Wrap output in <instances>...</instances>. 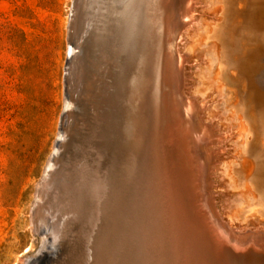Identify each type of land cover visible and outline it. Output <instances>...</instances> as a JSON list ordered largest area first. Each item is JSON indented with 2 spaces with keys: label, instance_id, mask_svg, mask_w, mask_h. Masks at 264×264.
Wrapping results in <instances>:
<instances>
[{
  "label": "rangeland",
  "instance_id": "rangeland-1",
  "mask_svg": "<svg viewBox=\"0 0 264 264\" xmlns=\"http://www.w3.org/2000/svg\"><path fill=\"white\" fill-rule=\"evenodd\" d=\"M73 1L0 0V264H18L21 256L43 263L35 257L41 236L32 229L31 210L59 138ZM157 1L82 0L75 15L84 49L75 54L70 107L78 118L88 111L84 122L91 128L84 144L64 148L54 169L42 229L56 241L52 261L43 264H154L155 242L171 232L157 190L165 194L176 183L167 173L187 163L177 152L162 162L154 155L168 97L158 95ZM199 2L191 28L183 10L175 12L172 55L180 78L185 73L179 88L195 99L186 113L227 135L208 144L213 161L203 165L199 182L230 227L264 229V0ZM178 53L186 56L184 69ZM153 55L155 64L145 62ZM92 78L95 88L86 95H107V121L98 113L103 97L94 104L84 96ZM148 142L151 157L143 147ZM203 151L200 146L202 160ZM87 175L90 187L83 184ZM159 246L168 256V240ZM258 249L264 259V246Z\"/></svg>",
  "mask_w": 264,
  "mask_h": 264
},
{
  "label": "bare ground",
  "instance_id": "bare-ground-1",
  "mask_svg": "<svg viewBox=\"0 0 264 264\" xmlns=\"http://www.w3.org/2000/svg\"><path fill=\"white\" fill-rule=\"evenodd\" d=\"M198 2L199 0H158L157 1L159 9H161L160 12L161 13L160 17L162 18L161 42L163 43L162 44L163 47L161 48V52H162L161 65L157 66V72L161 74L160 77L161 85L159 88L160 90L158 95H168V97L166 98L167 100L165 103L166 115H165V120L161 126L162 131L160 129L161 142H160V146L159 145L155 146L154 155L160 160V162H162L160 158L164 159L167 158V156L169 155L170 160H172V158H178V156L181 153L182 155H180V157L186 160L187 166L189 167L190 164L192 165V169L190 170L191 173L190 171L189 173L192 176L193 181L194 180L196 181L197 179L200 180V178H202L201 169L203 168V165L205 168L209 167V165L213 161V151L207 148L208 144L214 143L215 140L223 141L227 137L225 133L222 134L217 133L215 131V126L211 127L209 126L208 123H205L200 119L193 120L186 113L185 111L186 108L192 110L194 107H196L195 99L190 97L185 92H182V90L179 88V79H183L184 81L185 77L183 75H185V73H183L180 78V75L178 74L177 71L178 69L176 66L177 63L175 65L174 58L172 55L173 38L175 35L174 32L175 12L179 8H181L183 10L184 17H186L185 25H190L189 28H191V24L193 25L194 21L197 20L198 23L199 15L197 16L198 17L197 18L194 13L195 10H198V8L195 6ZM81 7H82V0H74L75 15L77 13L78 14L80 13ZM75 15L72 16L71 19L68 21V30H69L68 41L70 46L72 47V50L70 52L71 53L70 57H68L66 61L67 68H65L66 71L64 74L65 77H64V85H63L64 87L63 97H65V106H64L65 111H63L62 114L60 115V121L58 126L59 132L63 133L64 135L61 136L59 139L55 140L53 143V146L54 147L56 146L57 151L55 150L53 152L54 153L53 157H49L46 167L44 169L45 175L39 180V182L36 185L35 200L33 202L32 210H31L32 211L31 219L33 223L32 229L35 232V234H39L45 231L46 233L52 236L53 242L56 241V236H53L50 232H48L47 228L42 229L43 226L42 223H44L43 220H45V210L47 208V198L53 180L52 178L54 174L53 172L57 166L59 159L61 161L62 160L61 157L64 156V154H62L64 148L68 147V145L72 146L77 142H81L80 143L81 145L84 144V142L86 141L84 140L85 129L91 128V124L89 122L87 123L86 126L84 122V118L89 117V112L81 110V114L79 115L80 118H78L77 116H75L76 115L75 113L74 114L72 113L71 109H74V106L70 107L71 94H73L72 91L74 92V79H72L74 76V68H73V66H75L74 60L76 58L75 54L79 53V52L78 53L74 52L72 44L74 45L83 37L82 29L78 27V22H77L79 15L77 17ZM79 29H80V33H79ZM187 35L189 37L191 36L189 33ZM153 58L154 55L147 58L145 57L144 60L145 62H150L151 64L154 63V60H152ZM177 58H178V63H180V67L184 69L183 63L187 60L185 54L178 53ZM175 66L177 69L175 68ZM147 74L151 76V72L149 70L147 71ZM94 88H95L94 78L85 82L84 96L86 97V99L89 98V100H92L94 104L99 103L101 101V98L103 97L102 101L100 102V109L98 110V113H101L106 118L107 121V115L111 113V112H107V109L104 110L106 103H108L107 95H96V91L94 95H89V94L86 95V93H91V90H94ZM111 124H113V122ZM66 133L69 134L68 137L65 136ZM116 136L117 135H114V137ZM107 137L108 135L104 136L103 138L99 137L101 139L97 141V146L105 144L107 141L106 139ZM201 141L204 142L203 145L201 144ZM200 146L204 148L202 154L203 160L199 153ZM143 147L145 153L147 154L149 152V157H151L152 146L150 145V143L148 142L146 145H143ZM175 152H177L178 156L176 155ZM167 174H168L167 175L168 178L171 180L173 172L172 174L170 173ZM86 178L88 181L84 180L83 184L85 185V187L87 186L90 187L91 184V183L89 184L90 175H87ZM167 183L168 185H170L168 180L165 182V184ZM53 184L55 188L58 185L56 180H54ZM175 185L176 183L172 184L168 188L165 194H163L160 189L157 190L158 203L161 206L160 211L161 214L166 217L168 223L171 225V232L168 234L171 236L168 235L163 236L165 238H163L160 241L162 242L164 239L168 240V256L165 255V253L162 251L161 247L159 246L160 242L159 243L155 242V245L156 244L158 245L154 251L155 254L153 256L158 260H154V264H200L201 262V259L199 257L200 253L197 251L199 247L196 249L195 244H193V236H191L190 232L185 227L184 220L181 218V214L179 210V195L177 194L178 192L175 189ZM165 206H167V209H169L175 214V217L173 219H171L169 216L170 214L165 211ZM40 228L42 229L41 231ZM207 229H209L210 231L206 233V229H205V234H207V237L205 238V241L202 243V245H204L205 248H203L204 250H201L200 248L198 249L200 251H203L204 254L206 253L205 256L207 257L206 262L205 263L203 262L201 264H262L257 252L247 248L246 244L251 241L253 243L263 245L264 237L259 238L253 236V234H243L238 241H235V243H237L235 247L246 250L248 249L247 252L243 255V257L238 260V259H231L232 251L230 250V248L226 247V242H228L227 237H225L224 234L216 228H211V229L207 228ZM212 229H216L218 234L212 232L214 231ZM173 243L177 244V246L173 245ZM27 254H28V250L26 251V255ZM51 256H54L52 255V252L49 255H46L45 257H41L43 263L52 261L50 259ZM18 264H40V263H38L37 259L34 258L29 259L26 258V256L24 257L21 256Z\"/></svg>",
  "mask_w": 264,
  "mask_h": 264
},
{
  "label": "water",
  "instance_id": "water-1",
  "mask_svg": "<svg viewBox=\"0 0 264 264\" xmlns=\"http://www.w3.org/2000/svg\"><path fill=\"white\" fill-rule=\"evenodd\" d=\"M73 8H74V1H73L72 9ZM72 15H73V12L71 16ZM138 28H139V19L137 18L135 32L136 31L138 32ZM92 30L93 29H91V31ZM139 42H140L139 45L141 46L144 45V43H142L141 41ZM77 43H75L74 45L76 46ZM74 45L72 44L73 50L75 53H78V52L80 53L82 49H84V45L81 44V41L78 43V47H75ZM69 47H70V50H69L68 56L70 57V54H71L70 52L72 50V47L70 45ZM172 54H173V51H172ZM80 89H81L80 87H77L76 92H78ZM63 111H65V108H63ZM150 112L152 111H149L147 114H149ZM63 135H64L63 133L59 132V138ZM65 136L68 137L69 134L66 133ZM55 150H56V147L54 151ZM53 156H54V153H52L51 157ZM189 171L190 170H188L187 165L185 163L182 164V161H181V166L177 165V169L173 168V174H174V178L176 181L175 189L177 190L178 192L177 194L179 195V210H180L181 218L184 220L185 227L190 232L191 236H193V244H195L196 249L199 247L201 250H204L203 248L205 247L204 245H202V243L205 241V238L207 237V234H205V229L207 233L210 231L207 228H210V229L216 228L220 230L224 234L225 237H227L228 242H226V247L230 248V250L232 251L231 259H238V260L241 259L248 249L246 250V249L235 247V245H237L235 241H238L243 234H253V236L259 237V238L264 237V229H259L255 231H247V232H239L235 228L230 227L227 221L225 220V218L220 213L218 206L214 202V197L211 195L205 196L203 194L202 187H201L199 180L197 179L196 181L195 180L193 181V178L190 175L191 171L190 173ZM44 175L45 174L43 173V176ZM216 229H212L214 230L212 232H214L215 234L216 233L218 234ZM39 236H41V245L35 257L41 258V257H45L46 255H49L51 252L54 251L53 245H55V242H53L52 236L46 233L45 231H43L42 233H39ZM246 246L250 250L257 252L261 263L264 264L263 254L258 249V247H263L264 244L261 245V244L253 243L250 241L246 244ZM50 247H52V249H50ZM198 249L197 251L201 255L199 256L201 259L200 264L203 262L205 263L206 253L204 255L203 251H200Z\"/></svg>",
  "mask_w": 264,
  "mask_h": 264
}]
</instances>
